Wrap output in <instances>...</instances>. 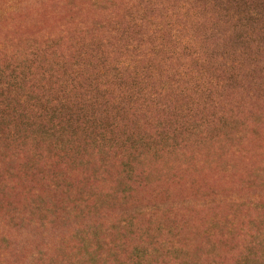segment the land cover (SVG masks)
Returning a JSON list of instances; mask_svg holds the SVG:
<instances>
[{"label":"rangeland","instance_id":"obj_1","mask_svg":"<svg viewBox=\"0 0 264 264\" xmlns=\"http://www.w3.org/2000/svg\"><path fill=\"white\" fill-rule=\"evenodd\" d=\"M0 264H264V0H0Z\"/></svg>","mask_w":264,"mask_h":264},{"label":"trees","instance_id":"obj_2","mask_svg":"<svg viewBox=\"0 0 264 264\" xmlns=\"http://www.w3.org/2000/svg\"><path fill=\"white\" fill-rule=\"evenodd\" d=\"M7 106V105H6Z\"/></svg>","mask_w":264,"mask_h":264}]
</instances>
